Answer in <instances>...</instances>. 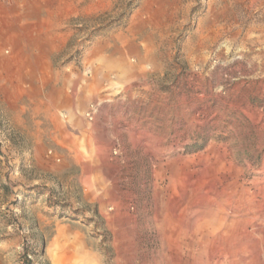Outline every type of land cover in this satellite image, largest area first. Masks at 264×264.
Listing matches in <instances>:
<instances>
[{"label":"rangeland","instance_id":"rangeland-1","mask_svg":"<svg viewBox=\"0 0 264 264\" xmlns=\"http://www.w3.org/2000/svg\"><path fill=\"white\" fill-rule=\"evenodd\" d=\"M48 1L0 0V264H264V0Z\"/></svg>","mask_w":264,"mask_h":264},{"label":"bare ground","instance_id":"bare-ground-1","mask_svg":"<svg viewBox=\"0 0 264 264\" xmlns=\"http://www.w3.org/2000/svg\"><path fill=\"white\" fill-rule=\"evenodd\" d=\"M49 5H52L51 0L48 1ZM232 187V186H231ZM235 192V190H234ZM228 195V194H227ZM226 195V196H227ZM231 196L227 197V200H225L223 202V205L225 208L226 206H231V202L232 200L230 199ZM244 201V200H243ZM222 203V202H221ZM220 203V204H221ZM216 202H212V203H208L205 207L206 211L200 214V220L203 224H206L212 229V231L217 234L219 231H221L223 229V226L226 225V219L224 217H219L217 216L218 213V209H216L217 207ZM175 208V207H174ZM203 208V207H202ZM176 209V208H175ZM174 211V210H173ZM247 218V215H241V219H245ZM234 223V222H233ZM232 226V223L230 224ZM233 227V226H232ZM231 227V228H232ZM230 230V229H227ZM231 231V230H230ZM228 232V231H227ZM217 236V235H216ZM243 239V238H242ZM241 241V240H240ZM239 241V242H240ZM241 244V243H239ZM257 250V249H256Z\"/></svg>","mask_w":264,"mask_h":264},{"label":"crops","instance_id":"crops-1","mask_svg":"<svg viewBox=\"0 0 264 264\" xmlns=\"http://www.w3.org/2000/svg\"><path fill=\"white\" fill-rule=\"evenodd\" d=\"M80 83H82V78L80 77L78 80ZM78 82V83H79ZM85 86L82 89V94L81 92H79V88H81L82 86H80L79 84H77V87L74 90V99L77 100L79 99L81 96H83L84 94H87L88 92L92 93L93 89H92V84L91 81L88 80V78L85 79Z\"/></svg>","mask_w":264,"mask_h":264},{"label":"built area","instance_id":"built-area-1","mask_svg":"<svg viewBox=\"0 0 264 264\" xmlns=\"http://www.w3.org/2000/svg\"><path fill=\"white\" fill-rule=\"evenodd\" d=\"M91 109H92V108H91ZM89 116H90V113L87 114V117H89ZM89 119H90V118H89Z\"/></svg>","mask_w":264,"mask_h":264}]
</instances>
